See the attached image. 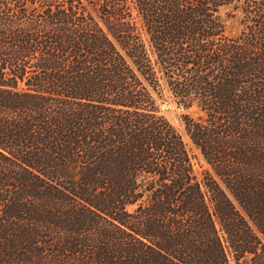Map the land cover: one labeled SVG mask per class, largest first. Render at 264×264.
Here are the masks:
<instances>
[{
  "label": "trees",
  "instance_id": "16d2710c",
  "mask_svg": "<svg viewBox=\"0 0 264 264\" xmlns=\"http://www.w3.org/2000/svg\"><path fill=\"white\" fill-rule=\"evenodd\" d=\"M232 260L264 264V0H0V264Z\"/></svg>",
  "mask_w": 264,
  "mask_h": 264
},
{
  "label": "rangeland",
  "instance_id": "374dc122",
  "mask_svg": "<svg viewBox=\"0 0 264 264\" xmlns=\"http://www.w3.org/2000/svg\"><path fill=\"white\" fill-rule=\"evenodd\" d=\"M242 1V0H238ZM223 19L226 25V31L229 35L238 34L241 28L240 19L242 14L239 11L234 10L233 6L228 7L223 10ZM164 99L159 100V108L161 114L170 122V124L180 133L182 136L186 148L192 158L194 174L199 180H202L203 174L205 171L210 170V167L203 159L201 152L194 146L189 139L186 130L185 124L183 121L184 115H191L194 118H198L200 113L192 109H184L173 102L170 97V94L167 91H164ZM165 105H168V108H165ZM231 264H237L234 260L231 261ZM238 264H248L245 260L240 261Z\"/></svg>",
  "mask_w": 264,
  "mask_h": 264
},
{
  "label": "water",
  "instance_id": "95a60500",
  "mask_svg": "<svg viewBox=\"0 0 264 264\" xmlns=\"http://www.w3.org/2000/svg\"><path fill=\"white\" fill-rule=\"evenodd\" d=\"M165 108H168V105H165Z\"/></svg>",
  "mask_w": 264,
  "mask_h": 264
}]
</instances>
